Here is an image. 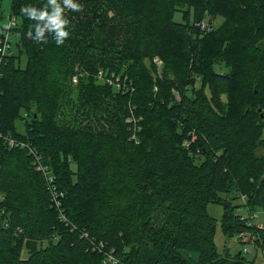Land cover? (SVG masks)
I'll return each mask as SVG.
<instances>
[{"label": "trees", "instance_id": "trees-1", "mask_svg": "<svg viewBox=\"0 0 264 264\" xmlns=\"http://www.w3.org/2000/svg\"><path fill=\"white\" fill-rule=\"evenodd\" d=\"M72 2L82 10L56 0L69 21L57 46L47 28L33 40L47 18L21 13L51 16V0L12 1L19 53L0 67V133L52 169L70 225L28 150L0 140V264H103L94 243L118 264H256L218 251L208 206H223L226 236L263 245L239 210L264 211V0ZM205 14L222 20L213 32L195 26Z\"/></svg>", "mask_w": 264, "mask_h": 264}, {"label": "built area", "instance_id": "built-area-1", "mask_svg": "<svg viewBox=\"0 0 264 264\" xmlns=\"http://www.w3.org/2000/svg\"><path fill=\"white\" fill-rule=\"evenodd\" d=\"M195 26L202 32H211L212 27L210 26L209 22L207 21H201L197 22ZM18 27V20L14 17H10V22L7 26H3V24L0 25V67L3 64H6L10 58L14 55V51L12 49V44L9 41L10 35L13 33L15 35V28ZM154 62L158 63L162 61L156 58ZM120 80L117 79L116 81L113 82L114 86H118L123 88L121 83L119 82ZM112 83V82H110ZM177 98L180 100V95H177ZM0 140H5L10 148L14 147H19L22 149H27L28 152L32 156V166L33 168L40 174H42L46 180L47 183V188L50 193V197L52 199V203L54 208L58 211L59 213V219L61 222L66 224L67 226L70 225V222L65 214V210L63 207L64 200L66 199V196L63 192H60L57 189L56 185V177L53 174L52 169L46 165L43 161L42 156L39 154V152L30 146V144L25 143V142H18L10 137H5L0 133ZM184 146L186 148H189L190 144L188 141L184 142ZM5 200L4 194L0 192V205L2 206V203ZM5 211L3 208L0 207V222H3V225L6 228H9L10 224L7 219L3 220V216L5 215ZM74 229H76L74 227ZM24 233L23 229L18 228L15 232L16 235H22ZM85 237H88L86 234L84 235ZM105 245L103 243L96 244L94 243L93 250L97 251L99 253H103L104 256L106 257L105 261L103 264H118V259L115 256V249H111L110 251H106ZM245 253H249V248L246 246L244 248ZM263 252H264V244H263Z\"/></svg>", "mask_w": 264, "mask_h": 264}, {"label": "rangeland", "instance_id": "rangeland-1", "mask_svg": "<svg viewBox=\"0 0 264 264\" xmlns=\"http://www.w3.org/2000/svg\"><path fill=\"white\" fill-rule=\"evenodd\" d=\"M12 1L13 0H2V6H3V10L5 12V19L2 22L3 26H7L10 22V15H11V7H12ZM185 13H177L175 15V20L178 22H187V19H189V13L187 14V16H184ZM192 19V17H191ZM205 21L209 22L210 26L213 28L211 32H213L214 30H216L219 25L221 24L222 20L221 19H213L211 18L209 15L205 14ZM20 37L18 35H14L13 33L10 35L9 37V41L12 44V49L14 51V53L18 54L19 53V47L17 46V43L19 42ZM155 60V59H154ZM153 60V64L156 66V68L158 69L159 72L162 71V63L159 62V64L156 62H154ZM26 64V58L23 59V66H25ZM147 65H149V62H147ZM218 71H224L225 68L224 67H218L217 68ZM197 83L199 82V78H197ZM74 82H77V78L74 77ZM197 89L201 88L200 83H198L197 85ZM222 100H224L226 97H221ZM261 110V111H260ZM257 115L256 117L259 118V116L261 117V115L264 116V110L263 108H259L257 109ZM136 116V115H134ZM264 119V117H263ZM263 138H264V132H263ZM261 153H264V149L261 150ZM208 213L216 218L219 222L217 225V229H216V235H215V243L217 246L218 251L221 254L226 253L227 251H230V253L232 255H236L239 252H243V254L252 261H255L256 264H264V252H263V245L259 244L256 245L255 243H251V244H243L240 243L239 240L237 239V237H228L226 236L221 228L220 225V220L222 219L223 216V206L220 204H210L208 206ZM239 213L242 214L243 216H248L251 217L252 223L255 224L258 228L260 229H264V211L262 210H257L256 212L252 213L251 216L250 214L247 212V210L245 208H241L239 210ZM264 241V240H263ZM264 244V242H263ZM46 246V243L44 244ZM249 248V253H245L244 252V248L246 246ZM23 257L27 258L28 257V252L26 250L23 251Z\"/></svg>", "mask_w": 264, "mask_h": 264}, {"label": "clouds", "instance_id": "clouds-1", "mask_svg": "<svg viewBox=\"0 0 264 264\" xmlns=\"http://www.w3.org/2000/svg\"><path fill=\"white\" fill-rule=\"evenodd\" d=\"M51 3L55 5L53 14L49 16L46 12L37 13V11L31 6H22L21 13L25 16L27 13L31 19L37 20H45L47 18V23L43 28L39 25L36 26L37 34L35 38L32 36V32H29V35L32 36L33 40L39 42L43 38V33L45 28L49 31H54L55 36L54 40L57 46H60L64 43V41L69 37V32L66 30V26L68 25L69 21L66 18H62L61 13L64 11L58 4H56V0H51ZM64 4L68 6V8L74 11H81L82 5L74 4L72 0H64ZM44 42H47L46 39H43Z\"/></svg>", "mask_w": 264, "mask_h": 264}, {"label": "water", "instance_id": "water-1", "mask_svg": "<svg viewBox=\"0 0 264 264\" xmlns=\"http://www.w3.org/2000/svg\"><path fill=\"white\" fill-rule=\"evenodd\" d=\"M259 47H262V49L264 50V41L263 42H261L259 45H258ZM261 111V110H260ZM264 116L263 115H261V118H263Z\"/></svg>", "mask_w": 264, "mask_h": 264}]
</instances>
